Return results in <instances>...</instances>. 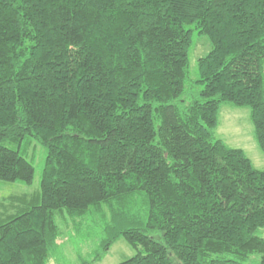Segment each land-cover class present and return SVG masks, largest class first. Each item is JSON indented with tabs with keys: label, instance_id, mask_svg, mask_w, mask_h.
Segmentation results:
<instances>
[{
	"label": "trees",
	"instance_id": "1",
	"mask_svg": "<svg viewBox=\"0 0 264 264\" xmlns=\"http://www.w3.org/2000/svg\"><path fill=\"white\" fill-rule=\"evenodd\" d=\"M193 31L212 49L192 79ZM225 102L264 151V0H0V180L32 184L26 150L46 152L0 264H60L56 215L81 231L102 206L78 264L120 236L137 250L120 264H264V170L216 138Z\"/></svg>",
	"mask_w": 264,
	"mask_h": 264
},
{
	"label": "rangeland",
	"instance_id": "2",
	"mask_svg": "<svg viewBox=\"0 0 264 264\" xmlns=\"http://www.w3.org/2000/svg\"><path fill=\"white\" fill-rule=\"evenodd\" d=\"M212 49V42L208 36L201 35L193 31L192 47L190 49L189 71L190 78L198 77V59L207 55ZM218 127L214 133L216 138H221L226 144L234 148L243 149L258 169L264 170V151L259 146L255 138L254 123L251 120V109L249 106H237L232 102L222 103L220 106ZM26 155L34 165L35 178L32 184L22 182H10L0 180V223L5 222L8 216L24 211L31 200H35L41 192L42 169L46 152L44 147L38 142L33 141L26 150ZM101 210L92 211L82 218L81 231L73 230L68 216L61 217V213L56 215L62 233L66 234L64 247L58 250L61 261L70 264L79 263V255L84 259H90L94 256V250L97 249L99 240L102 236V226L109 220L110 211L107 206H102ZM22 209V210H21ZM264 235V228L261 229ZM137 250L131 246L123 236L111 246L108 253L102 260L95 264H120L121 261L132 257ZM57 256V255H56ZM259 256H252L248 263H253ZM55 260L57 257H53ZM63 262V263H62Z\"/></svg>",
	"mask_w": 264,
	"mask_h": 264
}]
</instances>
